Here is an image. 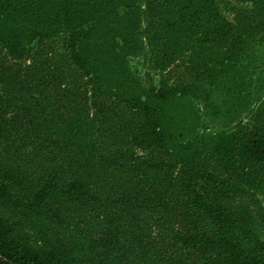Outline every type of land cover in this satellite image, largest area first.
<instances>
[{
  "label": "trees",
  "instance_id": "1",
  "mask_svg": "<svg viewBox=\"0 0 264 264\" xmlns=\"http://www.w3.org/2000/svg\"><path fill=\"white\" fill-rule=\"evenodd\" d=\"M119 1L0 0V264H264V75L246 80L261 93L246 92L244 118L179 145L157 107L108 96L97 28ZM141 1L126 6L165 68L174 0ZM242 2L243 40L264 43V0ZM187 88L163 78L151 92ZM25 220L41 224L36 248L17 235Z\"/></svg>",
  "mask_w": 264,
  "mask_h": 264
},
{
  "label": "rangeland",
  "instance_id": "2",
  "mask_svg": "<svg viewBox=\"0 0 264 264\" xmlns=\"http://www.w3.org/2000/svg\"><path fill=\"white\" fill-rule=\"evenodd\" d=\"M134 1L142 8L141 0ZM243 6L242 0H174L160 31L171 47L166 53L173 56V61L162 68L163 58H159L156 44L144 34L145 23H139L136 11L126 6V0H120L106 10L107 16L97 28L99 41L108 47L99 63L110 65L116 78L115 82L104 81L108 96L115 99L119 90L129 92L130 96L134 92L140 100L157 107L159 119L169 125V135L173 139L178 137L179 145L186 140L203 139L202 136L211 141L247 115L243 110L247 91L253 93L250 102L261 93V80L245 84L247 78L264 75V43L257 36L243 40L242 27L235 19ZM88 47L93 46L88 43ZM163 78L168 79L169 85L189 88L184 95L178 92L158 103L151 90L158 88ZM85 102L96 123L105 124L106 102L98 99L94 103L89 91ZM103 126L99 128H107ZM87 148L82 150L88 152ZM259 198L264 206V191ZM40 228L39 222L25 220L17 235L36 248Z\"/></svg>",
  "mask_w": 264,
  "mask_h": 264
}]
</instances>
